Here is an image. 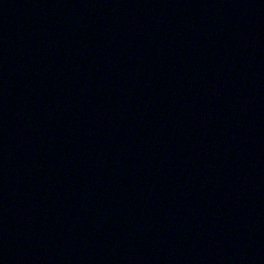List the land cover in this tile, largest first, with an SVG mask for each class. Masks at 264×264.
Instances as JSON below:
<instances>
[{
    "label": "water",
    "instance_id": "water-1",
    "mask_svg": "<svg viewBox=\"0 0 264 264\" xmlns=\"http://www.w3.org/2000/svg\"><path fill=\"white\" fill-rule=\"evenodd\" d=\"M0 264H264V0H0Z\"/></svg>",
    "mask_w": 264,
    "mask_h": 264
}]
</instances>
